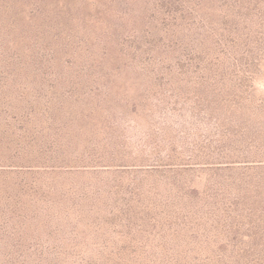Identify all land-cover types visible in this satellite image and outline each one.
I'll return each mask as SVG.
<instances>
[{"label": "rangeland", "instance_id": "obj_1", "mask_svg": "<svg viewBox=\"0 0 264 264\" xmlns=\"http://www.w3.org/2000/svg\"><path fill=\"white\" fill-rule=\"evenodd\" d=\"M0 264H264V0H0Z\"/></svg>", "mask_w": 264, "mask_h": 264}, {"label": "trees", "instance_id": "obj_2", "mask_svg": "<svg viewBox=\"0 0 264 264\" xmlns=\"http://www.w3.org/2000/svg\"><path fill=\"white\" fill-rule=\"evenodd\" d=\"M191 1V0H190ZM234 2H235V4H237V3H240V0H233ZM245 1H247V0H243V2H245ZM251 2V1H250Z\"/></svg>", "mask_w": 264, "mask_h": 264}]
</instances>
